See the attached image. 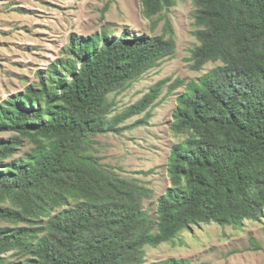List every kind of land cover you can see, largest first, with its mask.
I'll use <instances>...</instances> for the list:
<instances>
[{
    "label": "trees",
    "instance_id": "trees-1",
    "mask_svg": "<svg viewBox=\"0 0 264 264\" xmlns=\"http://www.w3.org/2000/svg\"><path fill=\"white\" fill-rule=\"evenodd\" d=\"M191 2L190 69L213 65L202 76L162 79L111 116L115 96L174 56L163 13L176 0H141L151 27L164 21L160 35L71 34L36 84L0 102V134L13 135L0 139V264H187L147 263L145 248L192 226L264 219V0ZM166 86L183 89L170 124L183 142L171 148L169 187L151 217L152 191L103 165L94 146Z\"/></svg>",
    "mask_w": 264,
    "mask_h": 264
},
{
    "label": "rangeland",
    "instance_id": "rangeland-1",
    "mask_svg": "<svg viewBox=\"0 0 264 264\" xmlns=\"http://www.w3.org/2000/svg\"><path fill=\"white\" fill-rule=\"evenodd\" d=\"M193 10L191 0H176L163 13L174 30V56L115 96L111 116L141 99L162 79L194 80L213 68L208 64L198 72L190 69V50L197 45ZM141 11V0H0V102L36 84L38 74L62 56L71 34L90 36L107 28L114 34L126 31L160 35L164 21L151 27V21ZM182 92L180 88L168 95L167 86L164 87L152 108L119 125L123 129L120 133L95 138V155L103 165L121 176L137 179L152 191L151 199L143 202V209L151 217H155L157 199L169 187L167 165L171 148L183 142L170 130L176 97ZM147 113L146 122L135 125ZM12 137L9 133L0 134V139ZM145 251L147 263L175 258L187 264H264V219L246 221L241 228L192 226L173 242L146 247Z\"/></svg>",
    "mask_w": 264,
    "mask_h": 264
}]
</instances>
